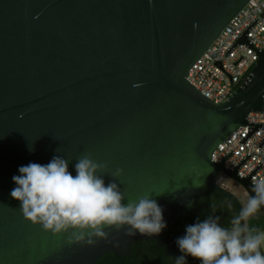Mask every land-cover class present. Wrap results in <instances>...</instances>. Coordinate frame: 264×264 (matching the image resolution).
<instances>
[{"label": "water", "instance_id": "water-1", "mask_svg": "<svg viewBox=\"0 0 264 264\" xmlns=\"http://www.w3.org/2000/svg\"><path fill=\"white\" fill-rule=\"evenodd\" d=\"M248 1L0 0V264H94L141 240L162 244L163 231L132 236L127 226L105 228L107 237L92 244L70 243V233L54 235L26 220L10 195L12 177L20 166L47 164L54 156L69 161L73 176L85 153L107 162L98 175L106 184L116 180L124 203L151 196L166 223L211 190L240 214V201L215 177L223 170L250 197V177L264 159L239 177L250 154L227 170L224 161L233 152L218 163L211 153L238 127L255 125L242 144L264 126L246 121L249 113L264 112V49L247 39L257 19L226 51L245 44L255 63L220 103L187 76ZM117 168L123 173L114 178Z\"/></svg>", "mask_w": 264, "mask_h": 264}, {"label": "clouds", "instance_id": "clouds-1", "mask_svg": "<svg viewBox=\"0 0 264 264\" xmlns=\"http://www.w3.org/2000/svg\"><path fill=\"white\" fill-rule=\"evenodd\" d=\"M34 151L33 145H28ZM73 176L69 161L54 156L47 164L30 162L20 166V175L12 177L16 187L12 198L20 202L23 217L52 234L70 233L69 242L92 244L93 238H106L105 228L120 230L127 226L128 235H159L167 223L163 208L151 196L124 203L125 194L113 179L107 184L103 175L107 162H97L91 153L76 161ZM123 170L117 168L111 175L118 178ZM252 193L240 214L225 228L218 217L197 219L187 225L185 235L175 243L182 255L176 264H186V257L200 264H264V233L248 232L242 221L264 207V177L254 178Z\"/></svg>", "mask_w": 264, "mask_h": 264}, {"label": "built area", "instance_id": "built-area-1", "mask_svg": "<svg viewBox=\"0 0 264 264\" xmlns=\"http://www.w3.org/2000/svg\"><path fill=\"white\" fill-rule=\"evenodd\" d=\"M263 11L264 0H249L189 70L187 80L212 102L218 104L227 97L254 65L255 52L245 44H235L226 54L228 48L254 19L257 21L248 30L247 39L257 50L264 49V14L260 16ZM262 99L264 102V96ZM246 121L264 123V112H251ZM248 127L254 128L255 125H242L233 130L211 153V161L218 163L230 151L233 152L224 161V168L227 170L233 169L250 154L251 157L236 171L239 177L248 175L264 159V144L257 147L264 139V126L259 127L244 143H239L247 135ZM260 177H264V165L250 177L251 184L254 178ZM228 180L232 179L220 170L215 177V184L224 188V183Z\"/></svg>", "mask_w": 264, "mask_h": 264}, {"label": "flooded vegetation", "instance_id": "flooded-vegetation-1", "mask_svg": "<svg viewBox=\"0 0 264 264\" xmlns=\"http://www.w3.org/2000/svg\"><path fill=\"white\" fill-rule=\"evenodd\" d=\"M236 184L239 185L238 183ZM239 186L241 187V185ZM224 198L230 208L236 209L233 203L229 204L228 199ZM183 216L184 218L181 223L183 225H179L178 229L176 224L180 223L176 222L177 217L170 223V226H167L163 230L162 244L153 239L150 241L141 240L133 244L128 253L120 254L118 257L114 253L109 252L101 255L94 264H176V258L182 255V253L179 252L175 241L186 234L185 228L191 222V215H188L187 210ZM223 219L227 220L228 218L224 217ZM186 264H200V261L192 257H186Z\"/></svg>", "mask_w": 264, "mask_h": 264}, {"label": "trees", "instance_id": "trees-1", "mask_svg": "<svg viewBox=\"0 0 264 264\" xmlns=\"http://www.w3.org/2000/svg\"><path fill=\"white\" fill-rule=\"evenodd\" d=\"M188 215H191L190 224H194L197 222V219L204 220L209 216L218 217V223L225 228L232 227V220L238 216V212L235 208H230L227 205V201L219 192L211 190L204 193L202 196L198 198L196 203L189 209H187ZM262 215L258 219H251L248 222V232L252 234L260 233L264 231V212H261ZM227 217V220L223 218ZM183 215H180L176 222L180 224H176L177 229L179 225H183L182 219ZM167 226H170V223H167ZM262 251V250H261ZM263 253V252H262Z\"/></svg>", "mask_w": 264, "mask_h": 264}, {"label": "rangeland", "instance_id": "rangeland-1", "mask_svg": "<svg viewBox=\"0 0 264 264\" xmlns=\"http://www.w3.org/2000/svg\"><path fill=\"white\" fill-rule=\"evenodd\" d=\"M233 180H228L224 183V189L227 191L232 192L235 197L240 201L242 207L245 205L247 199L249 198V196L247 195V193L243 190L242 187H240L239 185H237L236 183H233ZM264 212V211H261ZM261 212H257L255 215L251 216L250 218H248L247 221H244V224L246 223V225L248 226V222L251 219H258L262 213ZM260 233H264V231H261ZM262 252L264 253V247H262Z\"/></svg>", "mask_w": 264, "mask_h": 264}]
</instances>
